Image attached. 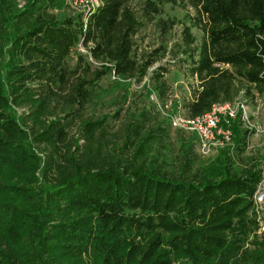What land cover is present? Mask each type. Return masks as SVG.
<instances>
[{
  "label": "trees",
  "instance_id": "trees-1",
  "mask_svg": "<svg viewBox=\"0 0 264 264\" xmlns=\"http://www.w3.org/2000/svg\"><path fill=\"white\" fill-rule=\"evenodd\" d=\"M72 1L0 0V264H264V152H247L241 111L224 121L230 142L200 157L195 133L124 84L146 79L166 105L171 50L135 39L182 23L181 115L264 96V0Z\"/></svg>",
  "mask_w": 264,
  "mask_h": 264
},
{
  "label": "rangeland",
  "instance_id": "rangeland-1",
  "mask_svg": "<svg viewBox=\"0 0 264 264\" xmlns=\"http://www.w3.org/2000/svg\"><path fill=\"white\" fill-rule=\"evenodd\" d=\"M18 2L20 3L19 5H21L22 3L21 0H18ZM163 10H164L162 15L163 17H174L180 20L181 22H183L184 24H189L188 19L184 17L185 11L182 10L181 8L166 4L164 5ZM181 24L182 23L175 24L170 32H168L167 34H163L158 30V28L154 23H150L139 31L135 39L139 50L141 49L149 50L150 48L156 47L159 44H165L167 45V48L171 50V52L160 62L162 65L166 66L167 68V72L164 75V78L166 79V82L169 86L168 98L165 101L166 105L162 106L160 104V101L157 98L156 93L153 92H150V94L147 93L149 87L148 84L144 83L146 79L139 84L137 82L132 83V81H128V80H126L124 83V84H128V89L132 93L131 102H133L134 94L141 91L143 95L142 97L136 98L135 99L136 102L138 101L139 104H141V102H148V101L154 102L157 104V108L160 110L161 114L165 117L169 115L170 118L176 117L177 115H181L183 113V109L179 106V103L182 101L183 98H188L191 92L190 91L191 80L189 81V79L184 76L182 66H185V64L183 63V61H180L182 60L181 58H184V54L182 53V49L180 48V45H182ZM191 32L192 35L195 37L196 42L198 43L202 37L201 30L193 26L191 27ZM78 50L84 52L82 47H79ZM113 80L114 79L112 76H107L103 78L100 81V83L104 88L108 89L110 85L113 84ZM122 91H123L122 88L121 89L117 88L116 90H114V92H112V94L106 95L107 107H102L101 105H98L97 108H103L104 111L105 110L108 111L114 108L115 105L110 103L112 100L111 98L117 97L116 100H118V94H120ZM239 100L241 102H244L243 103L244 107H241L239 105L238 111H241V114L246 111L248 118L247 125L254 130V132L250 135L248 139L247 152L262 153L264 152V96H256L253 99L239 98ZM136 102L131 103L129 105L131 106V109H134ZM112 103H114V101H112ZM127 105L128 103H125V106ZM170 122L173 130L177 129L176 126L172 124V121ZM224 124H226L224 122V118L221 117L219 121V117H218V125L216 129H214L213 131V139H214L213 141L219 142V139L223 138L222 134H219L217 132H219V129L222 131L226 130L227 127H225ZM208 142L206 143L208 144ZM229 142L230 139L228 140L227 143ZM222 146H219V143H217V145H212L211 142L209 144L208 151L202 152V150L200 149V145H198L197 143V145L195 146V151L201 155L200 157H208L216 154V151ZM262 187H264V180H262ZM258 211H259L260 219L264 221V202L261 203L260 207L258 208Z\"/></svg>",
  "mask_w": 264,
  "mask_h": 264
},
{
  "label": "built area",
  "instance_id": "built-area-1",
  "mask_svg": "<svg viewBox=\"0 0 264 264\" xmlns=\"http://www.w3.org/2000/svg\"><path fill=\"white\" fill-rule=\"evenodd\" d=\"M73 3L75 5H82L87 13L97 3V0H73ZM243 103L244 102L237 100L234 103L215 104L210 112L196 118L189 119L183 115H177L176 117H171L170 121H172V124L178 128L194 132L198 137V145H200V149L202 152H207L211 142L212 145H217V143H219V146H222L224 143L228 142L231 136V132L228 128L223 131L219 129V132L217 133L222 134L223 138L219 139V142L213 141V131L218 125V117L219 121L220 118L223 117L224 121L228 124L227 118L236 117L237 111L239 110L238 106L240 105L241 107H244ZM241 117L245 126L250 128V126L247 125L248 118L246 111L241 114ZM206 142H208V144ZM262 180H264V177H262ZM254 197L257 207L259 208L261 203L264 202V187H262V181L259 184ZM259 224V230H264V221H260Z\"/></svg>",
  "mask_w": 264,
  "mask_h": 264
}]
</instances>
